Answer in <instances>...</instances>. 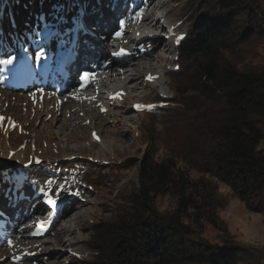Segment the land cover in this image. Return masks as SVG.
I'll use <instances>...</instances> for the list:
<instances>
[{
  "label": "rangeland",
  "instance_id": "1",
  "mask_svg": "<svg viewBox=\"0 0 264 264\" xmlns=\"http://www.w3.org/2000/svg\"><path fill=\"white\" fill-rule=\"evenodd\" d=\"M13 1L0 0V12L5 7L9 9ZM72 1L69 0L70 4H73ZM79 1L82 6L95 5V8L108 10L107 14H111L103 2ZM106 1L109 3V0ZM116 1L110 3L113 10ZM124 1V5L128 6L126 13L129 17L133 14L135 21L152 14L158 19V27L151 33H155L154 36L160 41L148 39L135 48L137 39L132 45L125 38L118 44V39L114 38V50L109 49L105 41L100 42L106 50L109 49L110 54L105 55L109 60L121 59L124 63L134 55L132 72L140 80L134 82L137 87L134 99L121 111L105 109L101 101L83 104L73 102L70 96L79 99L81 92L70 91L69 86L58 82L56 78L52 79V75L47 79L48 62L41 59L39 54L45 51L43 45L54 47L57 41L65 39L59 28H42L28 45V50L20 49L8 57L0 56V67L4 70L0 73V162L7 165L0 170V223L5 224V234L0 235V264H78L79 261L74 257L89 259L92 254L85 243L90 224L107 219L110 209L122 204V197L136 183L138 167L144 154L155 160L166 155L165 147L172 140L170 130L167 131L162 127L163 124L149 118L146 111L157 101L156 98L167 99L172 96V83L166 72L174 68L173 50L178 44L177 38L186 33L189 26L187 21L196 1ZM60 17L62 24L59 21L57 23L63 28L67 24V15L63 13ZM99 19H102L101 16ZM74 21L76 23V19L70 20L69 24ZM123 22L121 27L120 22L114 19L110 22L112 27L109 30L116 29V34H122L135 27L130 18ZM13 24L15 22H5V28ZM50 25V22L44 23L45 27ZM5 31L0 25V34ZM97 34L96 40H99L103 34ZM83 37H88V34ZM71 46L70 42L66 44L64 41L60 47H55L53 54L59 56ZM0 49L5 50V46L0 45ZM132 49H135L134 52ZM121 50L125 55H113ZM241 51L238 57H234L236 64L264 67V41L249 44ZM6 59H11L12 63L4 64L2 61ZM27 65L36 68L34 72ZM24 71L28 75L25 76ZM130 80L127 75L123 83L127 84ZM113 88L119 89L120 84H114ZM182 116L179 114L177 118ZM178 119L170 120L175 122ZM173 129L175 132L182 131L178 125ZM148 136L157 140L154 145H146ZM258 149L264 150V139ZM80 162L102 168L100 171L94 170L90 176L91 181L96 183L94 191L84 187L83 172L78 166ZM20 180H24L23 183ZM217 189L227 198L225 206L218 210L217 215L229 236L233 241L254 248L255 258L261 257H244L234 264H264L263 217L246 210L227 186L218 184ZM30 191L32 194L28 195V201H15L14 193ZM49 191L52 193L48 196L46 194H50ZM40 195L45 203L54 200L55 206L43 219L32 220V212L42 203L34 202L33 198ZM171 204L172 201L167 197L159 198L156 202L159 210ZM33 221L35 224L30 226ZM27 225L30 228L26 231L24 227ZM38 225L41 226L39 231L47 229L49 235L32 237ZM203 237L212 244L221 239L219 233L210 227H205Z\"/></svg>",
  "mask_w": 264,
  "mask_h": 264
},
{
  "label": "trees",
  "instance_id": "2",
  "mask_svg": "<svg viewBox=\"0 0 264 264\" xmlns=\"http://www.w3.org/2000/svg\"><path fill=\"white\" fill-rule=\"evenodd\" d=\"M195 1L186 33L173 50L174 68L166 72L172 96L156 98L146 111L170 130L166 155L159 160L143 155L136 183L122 204L87 229L85 244L92 255L74 257L78 264H234L256 256L254 248L233 241L219 219L227 198L217 185L227 186L264 223V150L258 149L264 139V67L234 61L243 47L264 41V0ZM73 11L69 0H14L0 12L6 30L0 34L5 46L0 56L28 50L42 28H59L67 43ZM63 13L67 24L62 28L57 21L62 24ZM5 22L15 24L8 30ZM62 40L54 47L43 45L39 57L48 66ZM177 125L181 133L174 131ZM156 141L148 136L146 145ZM78 166L84 187L94 191L90 176L102 168L84 162ZM162 197L172 204L159 210L156 202ZM205 227L219 233L218 243L203 237Z\"/></svg>",
  "mask_w": 264,
  "mask_h": 264
},
{
  "label": "bare ground",
  "instance_id": "3",
  "mask_svg": "<svg viewBox=\"0 0 264 264\" xmlns=\"http://www.w3.org/2000/svg\"><path fill=\"white\" fill-rule=\"evenodd\" d=\"M77 1V0H76ZM124 2V0H122ZM154 8V7H153ZM110 14H105V19H97L95 20L96 24L93 28L90 27V22L92 20V15L89 16L88 13L82 14L80 16V19L76 18V23L80 22V26L82 29H87L89 31L88 38L90 45H93V52L90 50L86 49V53L79 48L80 40L83 39L84 37L81 35H73L72 32L69 29V38L70 35H73V44L70 47V49L67 51V53L62 57L61 62L66 72V79H63L62 83L65 85L72 84L70 76V70L71 68L77 66V65H82L85 66L86 60H93L95 63L98 64V66H102L104 62H107V66L103 71L99 73V76L96 77L93 82L87 86L84 89H81L80 87H74L72 90H77L78 92H81L82 95L78 97L77 99L74 96H70V100L73 102H80V104L86 103V102H96V101H101L103 105H105V109H113V110H119L124 109L128 105V103L134 99V94L137 91V87L135 86L134 82L139 81L140 78L137 76V74H134L132 72V63L131 61L134 60V55L133 57H130L126 62L122 63L121 59L118 60H109L108 54H110V51L108 52L109 49L114 50L116 48L115 40L113 41L114 38L118 39V44L122 42V40L125 38L127 39V43L129 44H134V39H137L135 45V48L142 45L146 40L151 39L152 41H160V39L157 36H154L155 33H151L155 31L158 27V19L154 17L152 14L150 17H144L141 20L135 21L133 18H131L132 23L135 24V27L123 31L122 34L119 36L116 34V29L115 30H109V27H112V24L110 23L111 21H114L115 17H110L107 18ZM102 17V16H101ZM102 20V21H101ZM87 30L82 33L84 35L87 33ZM76 32H80V27L78 26ZM101 32L103 35L100 40H96L98 37L96 36V32ZM157 33V32H156ZM116 34V35H115ZM116 36V37H115ZM137 37V38H135ZM106 42L107 47L109 48L106 50L103 46L102 43L100 42ZM125 45V44H124ZM131 46V45H130ZM126 48V47H125ZM130 48V47H129ZM142 48V46H141ZM135 49H132L134 52ZM107 51V53H106ZM106 55V56H105ZM105 56V57H104ZM143 56H145L143 54ZM128 57V55H127ZM147 58V56H146ZM151 58V57H150ZM127 59V58H126ZM137 59V58H136ZM139 59V58H138ZM140 60V59H139ZM144 60V59H143ZM69 65V66H68ZM68 66V67H66ZM119 67L122 68L119 70ZM64 70V71H65ZM25 72V71H24ZM75 74V72H74ZM25 76L28 75L27 72L24 74ZM83 74L82 76H84ZM130 77V82L127 84L123 83V79L126 76ZM79 76V74L77 75ZM30 77V76H29ZM79 83V81H78ZM114 84H120L119 89H114L113 85ZM127 108V107H126ZM104 109V110H105ZM127 111V110H126ZM128 112V111H127ZM125 113V112H124ZM39 195V194H38ZM41 197V196H40ZM39 196H35V199L33 200L34 202H39L41 201L42 203L38 204V206L35 208V210L32 212L33 219L32 220H41L43 219L46 214L50 211V208L46 206V203L41 199L40 200ZM45 205H44V204ZM35 223L34 221L32 222L33 226ZM30 226L27 225V227H24V230H28ZM36 233L35 236L31 234L33 237L37 238H43L42 236L46 237L49 235L48 230L44 231H36L32 232ZM41 234V235H39ZM30 238V236H28ZM27 238V239H28ZM26 238H24L25 240ZM23 240V241H24ZM28 241V240H27Z\"/></svg>",
  "mask_w": 264,
  "mask_h": 264
},
{
  "label": "snow or ice",
  "instance_id": "4",
  "mask_svg": "<svg viewBox=\"0 0 264 264\" xmlns=\"http://www.w3.org/2000/svg\"><path fill=\"white\" fill-rule=\"evenodd\" d=\"M123 21H121L120 22V24H121V27H123ZM117 35L119 36L120 35V33H117ZM183 37H178L177 38V42H179V40L180 39H182ZM113 55L114 56H117V57H120V56H123V55H125V53L123 52V50H121L120 52H118V53H113ZM4 64H11L12 63V60L11 59H6V60H4V61H2ZM85 75H87V73H85ZM81 79L83 80L84 79V77L82 76L81 77ZM149 79H152V77H149ZM47 203L49 204V205H51V206H55V201L54 200H48L47 201ZM40 227L41 226H37V231H39L40 230ZM45 231L47 230V229H44ZM36 233H32V235H35Z\"/></svg>",
  "mask_w": 264,
  "mask_h": 264
},
{
  "label": "water",
  "instance_id": "5",
  "mask_svg": "<svg viewBox=\"0 0 264 264\" xmlns=\"http://www.w3.org/2000/svg\"><path fill=\"white\" fill-rule=\"evenodd\" d=\"M7 167L6 164H3L2 162H0V170H3Z\"/></svg>",
  "mask_w": 264,
  "mask_h": 264
}]
</instances>
